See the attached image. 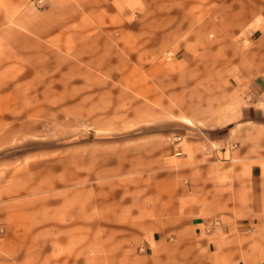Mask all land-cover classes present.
<instances>
[{
	"label": "rangeland",
	"instance_id": "rangeland-1",
	"mask_svg": "<svg viewBox=\"0 0 264 264\" xmlns=\"http://www.w3.org/2000/svg\"><path fill=\"white\" fill-rule=\"evenodd\" d=\"M119 1L0 0V264L212 262L175 147L264 110V0Z\"/></svg>",
	"mask_w": 264,
	"mask_h": 264
},
{
	"label": "crops",
	"instance_id": "crops-1",
	"mask_svg": "<svg viewBox=\"0 0 264 264\" xmlns=\"http://www.w3.org/2000/svg\"><path fill=\"white\" fill-rule=\"evenodd\" d=\"M124 1L131 6L132 0ZM121 2L116 3L119 8ZM175 149L182 155L181 162L189 166L183 173L189 177L191 192L205 195L206 218L191 221L202 239L195 254L212 259L208 264H236L239 258L242 263L237 264H258L260 257L255 258L246 245L240 250L234 233L264 227V110L257 104H242L234 127L213 129L203 140L187 135ZM147 239L155 254V246H165L168 254L164 238L152 234ZM179 242L189 239L181 237ZM179 242L175 240L173 246ZM176 248L172 255L181 252L180 245Z\"/></svg>",
	"mask_w": 264,
	"mask_h": 264
}]
</instances>
